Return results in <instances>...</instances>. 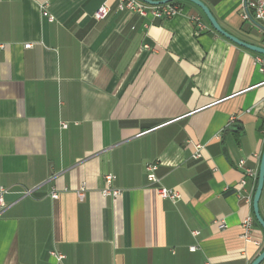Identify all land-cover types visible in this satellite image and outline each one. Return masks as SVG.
Listing matches in <instances>:
<instances>
[{"label": "crops", "instance_id": "obj_1", "mask_svg": "<svg viewBox=\"0 0 264 264\" xmlns=\"http://www.w3.org/2000/svg\"><path fill=\"white\" fill-rule=\"evenodd\" d=\"M201 1L264 47L245 0ZM117 3L0 0V264H250L264 231L237 163L257 173L264 56L257 64L189 1L169 17ZM107 173L115 199L101 193ZM258 207L264 219V181Z\"/></svg>", "mask_w": 264, "mask_h": 264}, {"label": "built area", "instance_id": "obj_2", "mask_svg": "<svg viewBox=\"0 0 264 264\" xmlns=\"http://www.w3.org/2000/svg\"><path fill=\"white\" fill-rule=\"evenodd\" d=\"M117 8L119 10L127 9V10L136 11L142 15H146L147 10H150L152 14L156 16H163V17H169L177 10V6L169 4V3L153 6V5L145 4L139 0H118ZM108 10H109L108 6L103 4L96 9V11L93 13V17L95 19H101L108 13ZM48 19L51 20L52 17L48 15ZM242 19L244 21L252 22L254 24L257 23L261 25V23L264 21V0H245L244 9L242 12ZM28 46L29 44L24 45V47H28ZM261 57L262 55L258 54V56L255 58V62L257 64L262 63ZM260 69L264 70L262 66L260 67ZM62 126L64 127L65 125L62 124ZM194 148H195V151L192 154V157L198 158L200 156L199 154L200 145H195ZM237 166L242 168L244 171L243 176L240 179L241 186L243 188L246 187L249 184V181H252V184H253L256 179V175H257L256 171H253L250 168H246L244 166L243 160H239L237 163ZM154 169H155L154 164H147L145 166L146 177L151 182L157 183L158 179L153 173ZM113 179H114V175L112 173H107L104 175L105 186L101 190V193L104 196L115 199V197L119 194V190L113 186L112 184ZM83 191H84V185L81 184V187L79 188L77 192V195L79 198H82ZM154 191L156 192L158 197L169 199L172 202H176L180 197L177 191L164 187V186H156L154 188ZM4 192H5V189L0 188V209L4 206V201H3ZM28 192L29 191H25V193H28ZM50 196L54 198L57 196V194L54 191H52ZM242 199L244 201L249 200L247 196H242ZM241 227L243 230L242 236L247 237L252 228L251 217H246L245 219H243V221L241 222ZM192 234L196 235L197 232L193 231ZM190 249L194 250L195 247L192 246L190 247ZM57 258H61V256L57 255Z\"/></svg>", "mask_w": 264, "mask_h": 264}, {"label": "water", "instance_id": "obj_3", "mask_svg": "<svg viewBox=\"0 0 264 264\" xmlns=\"http://www.w3.org/2000/svg\"><path fill=\"white\" fill-rule=\"evenodd\" d=\"M145 4L148 5H162L166 3H170L173 1H189L200 8L204 16L206 17L208 23L212 27L214 31L222 35L223 37L227 38L231 42L235 43L238 46H241L249 51H252L257 54H261L264 56V47L260 45H256L253 43H249L246 41H243L236 37L235 35L227 32L224 30L220 24L217 22L216 18L213 16L209 8L201 1V0H139ZM256 26H258L260 29L264 30V28L256 23ZM263 181H264V146L260 155L259 165L257 169V175H256V185L252 194L251 199V207H252V213L254 216L255 221L260 225L262 230L264 231V219L260 215L259 207H258V201L260 198V194L263 187ZM264 259V248L262 251L253 259V261L250 264H259Z\"/></svg>", "mask_w": 264, "mask_h": 264}, {"label": "trees", "instance_id": "obj_4", "mask_svg": "<svg viewBox=\"0 0 264 264\" xmlns=\"http://www.w3.org/2000/svg\"><path fill=\"white\" fill-rule=\"evenodd\" d=\"M169 4H172V5L177 6V5L179 4V1H173V2H170ZM262 56H263V55H262ZM255 185H256V179H255V181H254V187H253V188H255ZM253 191H254V189H253Z\"/></svg>", "mask_w": 264, "mask_h": 264}]
</instances>
